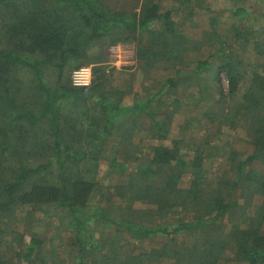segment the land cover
<instances>
[{
    "label": "trees",
    "instance_id": "trees-1",
    "mask_svg": "<svg viewBox=\"0 0 264 264\" xmlns=\"http://www.w3.org/2000/svg\"><path fill=\"white\" fill-rule=\"evenodd\" d=\"M212 3L0 0V264H264V0Z\"/></svg>",
    "mask_w": 264,
    "mask_h": 264
},
{
    "label": "rangeland",
    "instance_id": "rangeland-1",
    "mask_svg": "<svg viewBox=\"0 0 264 264\" xmlns=\"http://www.w3.org/2000/svg\"><path fill=\"white\" fill-rule=\"evenodd\" d=\"M254 1L258 2L259 0H213L211 7L217 15L221 16L223 19H225L226 21L229 22L228 18L232 19L230 12H229V7H233V6H236L239 4H243V5H246L248 7V9H250L251 7H254V9H255V7L258 8V6L255 3H253ZM252 14L256 15L255 10H254V13H252ZM178 15L180 16V14H178ZM178 19L179 18L176 16V20H178ZM260 22H261V20L256 21V19H253L251 17V19L247 22V24L257 26ZM177 24H178V21H177ZM228 48H230V47H228ZM109 50H110L109 51L110 53L108 55V58H109L111 63L116 64V65H120L118 68L124 66L126 63L127 64L132 63V57L130 58L131 47L125 46V45H122V46L121 45H117V46L114 45L113 48H111ZM199 50H200V48H199ZM236 50H237L238 54L244 53V49L242 47L236 48ZM191 54L193 55V57H196L197 54L199 55V52L191 51ZM261 54H262V58L264 59V50L261 52ZM124 73H125V75H123V78L125 79V82L127 84H132V87H133L132 90L137 91L139 88V84L141 82V78L143 77L141 70H138L135 68L134 69H127L126 71H124ZM115 74H118V73H115ZM222 84H223V87L226 89V80L223 77V75H222ZM172 123H173V120H172ZM213 131H214V128H211V129L209 128L208 131L206 132V135L204 133V137L211 139V141H212ZM202 133L203 132L199 131L197 134L203 135ZM208 141H210V140H208ZM166 144H168V143H166ZM204 145L205 144H201L198 146L199 151L197 149V151H198L197 153H199L200 155L204 152ZM237 145L239 146V144H237ZM232 146H233V144H232ZM192 153H196V150H194ZM104 171H105V165L102 164L100 167L99 177L104 176ZM102 179L105 181L108 180L107 176L105 178L103 177ZM53 230L54 229H51L49 232H47V234L49 235V234L53 233ZM43 236L44 235H42L41 237H43ZM59 237L60 236L58 235V237L54 241L57 245L60 242H63V241H60L58 239ZM48 244H50V242H48ZM46 247H48V246H46ZM225 264H227V263H225ZM236 264H241V263H236Z\"/></svg>",
    "mask_w": 264,
    "mask_h": 264
},
{
    "label": "built area",
    "instance_id": "built-area-1",
    "mask_svg": "<svg viewBox=\"0 0 264 264\" xmlns=\"http://www.w3.org/2000/svg\"><path fill=\"white\" fill-rule=\"evenodd\" d=\"M116 66L119 67L120 65H116ZM91 80H92L91 65L81 66L79 68H76L70 74V83L73 87H80V88L87 87L91 84Z\"/></svg>",
    "mask_w": 264,
    "mask_h": 264
}]
</instances>
